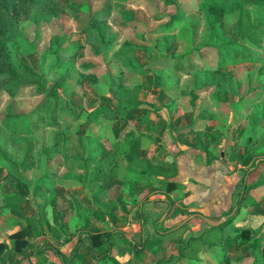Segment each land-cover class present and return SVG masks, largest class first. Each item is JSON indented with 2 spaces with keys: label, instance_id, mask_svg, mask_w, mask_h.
<instances>
[{
  "label": "crops",
  "instance_id": "0c3cea01",
  "mask_svg": "<svg viewBox=\"0 0 264 264\" xmlns=\"http://www.w3.org/2000/svg\"><path fill=\"white\" fill-rule=\"evenodd\" d=\"M182 9L184 14L176 24L153 31V40L146 44H132L138 47L133 52L136 65L148 71L146 75L128 78L131 87L141 86L138 92L141 104L134 110L118 120L104 116L118 110L119 103L125 109L116 86L118 75L113 72L108 76V61L101 54L82 59L85 48L79 46L68 56L71 60H66L74 63L71 68L68 66V75L45 90L40 88L45 96H53L57 101L54 117L46 111L41 114L44 121L35 116L38 122L33 127L35 135L43 128L51 131L46 146L35 154L26 148L28 152L20 153L17 161L12 154L11 138L0 139V264H202L206 254L215 264H232L233 260L242 264L262 251L264 240L258 241L264 237V148L253 149L264 132L260 131L258 138L250 135L260 123L253 120V112L232 118L237 113L234 92L225 90L220 99L205 106L200 95L211 96L212 89L218 88L213 85L204 88L205 72L198 76L188 74V68L197 70L190 57L202 59L207 53L196 52L203 48L189 35L190 16H198V23L207 27L205 43L210 40L212 30L197 8ZM123 16V23L129 26L132 21ZM110 17H102V23H109ZM178 29L183 30L184 36H170ZM223 30L225 37L232 36L233 23ZM73 41L70 35L62 43ZM160 48L163 55L154 58ZM34 52L27 60L41 72L40 52ZM190 52L194 54L177 60ZM241 56L240 53L237 64L228 60L224 70L240 67V74L247 78L246 63ZM56 59L51 60L48 71L53 69ZM216 61L217 58L213 63L203 62V66L216 65ZM177 62L179 68L175 67ZM180 73L190 77L192 84L178 86ZM70 81L78 91L68 86ZM214 95L215 92L211 97ZM98 106L104 111L98 110ZM78 114L81 116L76 119ZM23 144H18L21 151ZM55 159L58 162L52 169L51 162ZM109 177L113 182L110 186ZM168 183H174L175 188L168 191ZM111 189L118 192L109 198ZM17 194L28 198L20 207L23 214L39 216L46 231L45 235L26 238V247L21 252L16 251L15 240L9 235L22 229L24 222L4 207L3 199ZM122 198L124 202L120 201ZM179 198L182 199L178 201ZM167 199L171 207L163 223L164 230L173 231L166 237L170 245L165 242L170 252H134L133 246L122 247L114 238L118 232H130L140 239L137 211L145 202ZM189 215L201 221V215L211 220L224 217L230 228L214 240L218 242L216 246L207 233L212 227L207 228L203 221L192 224L186 219ZM73 217L84 229L68 233ZM61 224H65L63 229ZM147 228L153 234L150 223ZM242 230H248V239H243ZM112 231L117 232L106 242L90 244L89 234ZM187 240L188 248L184 250ZM209 245L214 246L213 252L206 250Z\"/></svg>",
  "mask_w": 264,
  "mask_h": 264
},
{
  "label": "rangeland",
  "instance_id": "374dc122",
  "mask_svg": "<svg viewBox=\"0 0 264 264\" xmlns=\"http://www.w3.org/2000/svg\"><path fill=\"white\" fill-rule=\"evenodd\" d=\"M69 1L76 2L82 7L78 12L65 10L66 0H56V9L59 12L58 18L51 21H44L42 25H38V20L44 19L45 16L36 12L31 15L28 21L21 23L19 26L21 28L22 37L19 36L16 39L14 49L15 55L19 56L20 53L31 49L40 52L39 54L42 64L41 72L43 73L42 79L40 80L41 83L40 85L38 83V85H35L34 87H29L30 90H32L33 88L45 89L47 88V86H52V84H54L57 80H60L67 76L68 70L72 66H74V63L72 61L66 60H71L68 58V56L71 53L75 52L79 46L85 48L81 55L82 59L84 60H89L93 58V56L101 54L104 60L108 61L110 64H114L116 60L114 56L117 55V57L119 56L122 60L126 59L125 63H127L128 61H130V55L126 53L123 54V51L121 53L119 52L121 46L124 43L143 45L150 42V40H153L154 36L152 35V32L158 31L161 26L165 25L169 21L170 17L172 16L170 11L176 9V6H178V4H180L179 6H181L182 4L188 6L186 7L183 5L184 7H182L187 11L190 10L188 8H190L191 6H194V9L198 8L197 0L191 2H186V0ZM216 3L222 4L223 8L227 11L226 13H228V15L225 17V23L220 26L216 24V30L212 31L210 40L205 43L206 41H203V39L207 36V27L202 26L200 23H198V21H200L198 16L191 15L190 20L188 21V23H191V32L189 33V35L191 38H196L198 44L200 43L199 48H204L205 46L208 47L210 45H212L214 48H218L222 45V42H224L225 44L234 42V50L241 51L242 56L240 58L241 60L243 59L246 63V71L248 77L244 78L240 74V67L237 68V66H235L230 70L227 69L224 74H217L218 80L213 86H217L218 89H215L216 91L212 89L213 91H211V96L214 92L215 95L211 97L208 96V93H206L201 94L200 96L201 99L204 100L205 106H207L214 99H220V94L225 90L234 92L233 94L237 96V99L235 97V101H237L234 103L236 105L237 113L232 115V118H234V116L245 117L248 112H253V120H259L260 123L259 125H257V127H253L254 129L251 131L250 135L254 138H258V133H260V131L264 132V75L261 76L258 74V70L260 68L259 62L255 60L253 61L252 58L248 59L245 54L247 51V53L252 54L253 57L259 59V57L263 56L262 58H264V40H262L261 43H257V40L251 42L254 45L258 46L257 48L259 49L257 50L247 48L242 45L241 41H239V39L237 38L236 21L238 18V14H240V34L245 38L247 37V34L249 32L262 29V27L264 26V0H243L242 2H232V0H216ZM174 11L176 13V10ZM105 15H111L110 20L108 21L109 23H102L101 18ZM123 15H125L127 20L132 21L129 26L124 27ZM232 23L234 25L233 35H227V37H225L224 33L222 32L224 31V26ZM84 26H87L88 29L86 32H84L83 36H79L78 34L80 33H78V30L79 28H82ZM161 29L162 28H160V30ZM163 30L164 29H162V31ZM70 35L74 41L72 43L64 45L62 43L63 40H65ZM172 35L184 36V32L182 29H178L170 36ZM112 37H115L114 41L110 45L105 46L104 43ZM152 46L153 44L151 45V47ZM62 50L72 51L64 53L61 52ZM161 52H163L161 48L156 50L153 54V57H160L161 55H163V53ZM206 52L207 53H204L205 55L202 57V59L200 57L198 58V56L195 59L190 57V59H192V62L194 63V67H196L198 71H201V73H204L207 69L215 67V65H208L207 67L203 66V62L209 64L215 62L216 60L217 52H213L212 50H206ZM193 54L194 53H192L191 56ZM238 55H235L234 59H232L235 64L239 62ZM54 57L57 58L56 61H54V63H56L53 66V69L51 71H48L52 64L51 60H53ZM78 62L76 64H78ZM131 62L136 64L134 58L131 60ZM68 66L70 68H68ZM116 66H114L113 69L111 68L113 72L117 71ZM118 67L121 68L120 64L118 65ZM182 74L183 73L178 74L179 81H177L176 84H178V86H187L192 84L193 80L188 76H183ZM178 76L176 75V80H178ZM130 84L131 83L129 79H127L126 86H130ZM68 86H71V88H74L76 91H78L77 86L74 85L72 81H70ZM29 92V89L25 88V90L17 98L11 100L5 94L0 92V117L2 116V114H5L6 110H8L11 106L13 107V110L15 112L31 113L32 111H34V109L38 106L42 96H32L29 95ZM244 97H246L247 100L243 101ZM223 112L225 115L226 109H224ZM233 112L234 111H232V113ZM36 119V117L31 118L28 122H25L24 127L26 128L29 122H32V124L35 125L36 123H38L37 121H35ZM24 127H22V125H18L11 132L8 126L3 127V124L0 123V139L7 136L11 138L12 154H15V156H17V161L20 153L27 151L26 148L32 150L31 154L38 153V151L40 152V149L46 146V144L52 137L50 129H40L36 132L35 135L32 131L27 132L26 130H24ZM22 142L24 143L22 145L24 148H22L21 151L18 144ZM263 148L264 133L261 135L260 142L253 150ZM6 149L7 146L5 145V152ZM52 162L51 165L53 169L55 168L58 159H55ZM58 173L63 174V171L58 170ZM246 189L247 187L244 186L243 190L245 191ZM117 192L118 189H111L109 190L107 195L109 198H111L115 196ZM181 199L182 198H179L178 201H180ZM120 201L124 202L125 198H122ZM169 207H171V202L169 199H167L166 201L145 202L140 210L137 211L138 216H136V219L140 220L141 224L140 227L142 235L139 237L140 239L133 237L130 232H118L117 234H114L117 235L114 236V238L121 242L122 247L133 246L134 252H170V250L167 249L165 242H168V245H170L168 241L169 239L166 237H168L169 234H172L173 231H170L172 229L164 230L166 224L163 223L165 222V220L163 221V219ZM186 219H188L192 224L202 222L198 217H193L192 215H189ZM208 219L211 220V218ZM224 222L218 226L212 227L207 231L209 236L213 238V244L215 243V239L222 237V234L225 233V229L230 228L229 226H227L228 223ZM148 223H150L154 229L153 234L148 231ZM83 229L84 225L79 222L76 217H73L68 226V233L78 232ZM164 231L170 232L164 233ZM263 240L264 237L259 238L258 243H262ZM217 244L218 242L215 243L216 246ZM154 247L160 248L154 249ZM213 247L214 246L212 245L206 246V250L208 252H213ZM261 252L262 251L260 250V252L257 253V257L253 256L242 264H253L254 260H258L260 258ZM202 264L215 263L213 259H210L208 254H206ZM232 264H236L234 260Z\"/></svg>",
  "mask_w": 264,
  "mask_h": 264
},
{
  "label": "trees",
  "instance_id": "16d2710c",
  "mask_svg": "<svg viewBox=\"0 0 264 264\" xmlns=\"http://www.w3.org/2000/svg\"><path fill=\"white\" fill-rule=\"evenodd\" d=\"M56 0H0V92L5 93L9 98H16L18 95L22 93V90L29 87H34L35 85H40L42 74L40 70H36L27 60V57L30 54H34V50H27L23 53H20L19 56H16L14 53L16 39L21 36V28L19 27L21 23H24L29 20L32 14L40 13L45 16L44 19L38 20V25L43 23L44 21H51L59 17V12L56 9ZM197 10L202 12L208 21L210 28L212 31L216 30V24L218 26L223 25L225 17L228 15L226 13V9L223 8L222 4L216 3V0H197ZM201 1V3H200ZM203 1V2H202ZM207 1V2H205ZM243 0H232V2H242ZM260 1V0H256ZM221 5V6H220ZM82 6L76 2H72L66 0L65 10H72L78 12ZM184 10L181 6H176V13L173 14L169 20V22L164 25L166 28L168 25L172 26L176 24L183 16ZM240 14H238V18L236 21V30H237V38L241 41V44L247 48H251L257 50L258 46L254 45L253 41L257 40V43H261L264 40V26L260 30L251 31L247 34V37L240 34ZM125 27V24H124ZM88 29L87 26L79 28L78 33L83 34ZM212 34V33H211ZM22 37V36H21ZM115 37L110 38L107 42H105V46L110 45L114 41ZM234 42H229L227 44L223 43L220 47L214 48L212 45L205 46L203 49H198L196 52L202 53L204 50H212L216 53L217 64L215 67L211 69L205 70L206 81L204 84V88L212 86L215 84L217 74H224L226 70H224V65H226L227 61L230 59H234L235 55L240 54V51L234 50ZM138 47L132 45L130 43H124L119 52L123 51V54L130 55V61L125 63V60H122L117 55L114 56L116 59L114 64H110L107 62V72L109 74H113V67H117V71H114L116 75H118V81L116 85L118 87V91L121 94V103L125 104V109H121V104H118V110L113 112H107L104 116L110 120H118L126 113L134 110L141 103L138 101V92L140 91L141 86H126V80L133 75H146L148 73L147 70L142 67H138L136 64L131 62L133 57V52ZM246 51V50H245ZM193 52V51H191ZM190 52V53H191ZM182 55L177 58L185 59L190 55ZM245 56L249 59H253V61H258L260 64V68L258 70V74L264 75V58L253 57L252 54L246 53ZM120 64L121 68L118 67ZM179 62L176 63L175 67L179 68ZM124 65V66H123ZM82 68H86V66H82ZM112 68V69H111ZM188 74H192L194 76H198L201 71L198 70H190L189 68ZM186 70V71H187ZM185 71V72H186ZM187 73V72H186ZM44 80V79H43ZM214 82V83H213ZM42 89V88H41ZM40 88L32 90L29 89V95L32 96H42L38 106L31 113L25 112H15L13 107L11 106L8 110H6L5 114H2L0 117V123L3 126H8L10 131L12 132L18 125H22L24 127L25 122H28L33 117H38V120L44 121L45 118L41 115L44 111L49 113L54 117L57 112V101L53 96H45V89L41 90ZM98 110L104 111L102 107L98 106ZM81 114L76 116V119L79 118ZM39 120V121H40ZM32 122L24 127L23 129L27 132H33ZM25 139V138H24ZM23 139V140H24ZM246 174V173H245ZM111 177H109L107 185L110 186L113 182H110ZM245 184L243 185V187ZM175 188L174 183H168L167 189L168 191ZM243 190V189H242ZM243 194V193H242ZM4 207L9 209L12 215L19 217L24 222V227L17 232H14L9 235L10 238L15 240V249L18 252L24 250L27 244L26 238H32L38 235H45V227L39 216L37 217H27L23 214L21 210V206L28 201L27 196L22 195H14L11 197H4ZM240 202V201H239ZM238 202V203H239ZM65 224L60 225V229H63ZM117 231L107 232V233H97V234H89V240L91 245H99L102 242H106L112 233H116ZM243 239H248L249 232L248 230H242ZM189 241L184 242L183 249L188 248ZM2 245L0 244V248ZM181 255V252H179ZM30 252L28 253L29 257ZM253 259V258H252ZM243 259H239L238 261H242ZM253 264H264V248L262 249L260 258L258 260H254Z\"/></svg>",
  "mask_w": 264,
  "mask_h": 264
},
{
  "label": "water",
  "instance_id": "95a60500",
  "mask_svg": "<svg viewBox=\"0 0 264 264\" xmlns=\"http://www.w3.org/2000/svg\"><path fill=\"white\" fill-rule=\"evenodd\" d=\"M200 218L202 219L203 224L207 226V228L218 226L226 220L225 218H222L220 220H210L202 215L200 216Z\"/></svg>",
  "mask_w": 264,
  "mask_h": 264
}]
</instances>
